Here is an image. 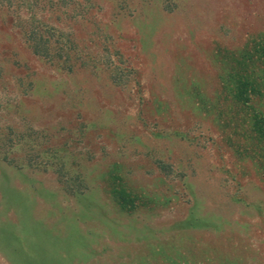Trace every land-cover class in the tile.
<instances>
[{
    "label": "rangeland",
    "instance_id": "rangeland-1",
    "mask_svg": "<svg viewBox=\"0 0 264 264\" xmlns=\"http://www.w3.org/2000/svg\"><path fill=\"white\" fill-rule=\"evenodd\" d=\"M0 264H264V0H0Z\"/></svg>",
    "mask_w": 264,
    "mask_h": 264
},
{
    "label": "trees",
    "instance_id": "trees-1",
    "mask_svg": "<svg viewBox=\"0 0 264 264\" xmlns=\"http://www.w3.org/2000/svg\"><path fill=\"white\" fill-rule=\"evenodd\" d=\"M27 39L30 41V46H31V49L33 50L34 53L39 54L40 56L41 55L45 56V54H44L45 52L44 53L43 52H39L40 46H37V39H33L30 36ZM38 40H39L38 43H41L42 40L46 41L45 38H42L41 36H40V38Z\"/></svg>",
    "mask_w": 264,
    "mask_h": 264
}]
</instances>
